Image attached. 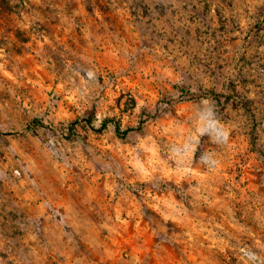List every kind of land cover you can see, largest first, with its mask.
<instances>
[{"label":"rangeland","instance_id":"374dc122","mask_svg":"<svg viewBox=\"0 0 264 264\" xmlns=\"http://www.w3.org/2000/svg\"><path fill=\"white\" fill-rule=\"evenodd\" d=\"M207 92L230 141L181 156ZM241 248L264 259V0H0V264Z\"/></svg>","mask_w":264,"mask_h":264},{"label":"clouds","instance_id":"9594fccd","mask_svg":"<svg viewBox=\"0 0 264 264\" xmlns=\"http://www.w3.org/2000/svg\"><path fill=\"white\" fill-rule=\"evenodd\" d=\"M189 122L192 125V129L190 135L181 145V156L186 157L187 153H192L194 158V153L199 146V140L203 136H208L210 142L218 147H224L230 141L231 129L220 119L216 105L210 97H202L195 102L191 109ZM200 161L210 168H214L219 164L216 154L212 152L201 153ZM240 251L251 264H264V259L258 257L256 252L244 248H241Z\"/></svg>","mask_w":264,"mask_h":264},{"label":"trees","instance_id":"16d2710c","mask_svg":"<svg viewBox=\"0 0 264 264\" xmlns=\"http://www.w3.org/2000/svg\"><path fill=\"white\" fill-rule=\"evenodd\" d=\"M179 93L182 97L185 98H189V97H195V95L191 94L190 92L184 90L183 88L179 89ZM203 96L206 97H212V98H218V95H216L214 92H207V93H203ZM34 123H36L37 125L41 126V127H45L47 128V126H44V124H42L41 122L35 120ZM87 124L90 125V119L87 120ZM108 125H111L113 127V131L115 133L116 136L120 137V138H125L126 135L131 131L130 129H126V130H122L119 123L115 122L114 120H110V119H105L101 122L100 127L95 130L97 132H101L103 131Z\"/></svg>","mask_w":264,"mask_h":264}]
</instances>
